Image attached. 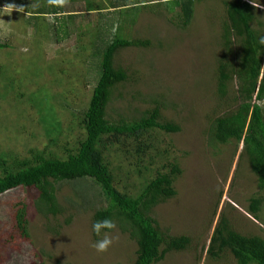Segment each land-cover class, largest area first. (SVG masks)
Returning <instances> with one entry per match:
<instances>
[{"label": "rangeland", "instance_id": "rangeland-1", "mask_svg": "<svg viewBox=\"0 0 264 264\" xmlns=\"http://www.w3.org/2000/svg\"><path fill=\"white\" fill-rule=\"evenodd\" d=\"M168 3L59 0L54 11L50 0H0V8L7 4L23 8L0 14L4 45L0 48V153L15 152L23 158L31 148L49 144L37 107L27 96L37 92L52 99L45 107L52 109V117L59 116L70 127L71 136L60 144L73 143L82 130L74 129V113L87 108L103 48L115 36L145 41L146 45L123 48L117 54L115 63L126 69L128 79L114 89L108 118L132 121L159 103L161 121L175 123L181 130L153 132L156 146L151 148L152 157L141 164L142 172L128 152H109L116 183L122 191L138 195L146 177L169 171L177 163L182 169L175 181L177 195L158 204L153 216L163 231L188 236L191 243L156 264H237L231 253L210 258L211 238L223 215L237 232L264 238V190L243 143L211 144L210 140L213 120L239 105L237 78L229 81L226 95L218 88L219 62L228 52L223 38L226 7L224 0L197 1L193 19L184 26L181 8L172 9ZM251 3L261 5L257 18L264 24V0ZM260 27L264 30V25ZM263 76L264 65L260 80ZM20 92L27 101L21 100ZM260 103L264 108V101ZM57 187L64 208L57 216L39 211V191L34 187L0 195V264H134L137 241L119 227L109 233L114 240L106 252L92 247L97 239L93 210L107 204L99 202L100 187L91 179L65 181ZM83 187L91 189L90 203L80 194ZM252 197L263 199L259 219L250 211ZM20 202L26 205L29 236L12 239Z\"/></svg>", "mask_w": 264, "mask_h": 264}, {"label": "trees", "instance_id": "trees-1", "mask_svg": "<svg viewBox=\"0 0 264 264\" xmlns=\"http://www.w3.org/2000/svg\"><path fill=\"white\" fill-rule=\"evenodd\" d=\"M58 1L50 2L54 11L57 10ZM168 1L172 9L181 8L183 25L187 26L200 0ZM251 2L224 0L227 22L224 24L223 38L228 52L225 51L219 62L218 88L221 95H226L229 81L237 78L239 95L236 100H239V105L236 110L216 117L209 134L211 144H226L232 140L244 144L245 151L250 154L253 171L258 176L259 186L264 190V108L260 103L264 101V76L260 80L264 65V45L258 43L259 37L264 35L260 27L264 24L258 22L259 9ZM255 22L258 27H254ZM146 44L145 41L115 36L103 48L100 74L87 108L82 113H74V129L79 127L82 130L73 143L60 144V140H67L71 136L70 127L66 128L59 116L56 119L52 117V109L45 108L46 105L51 106L52 99L46 98L45 93L37 92L27 96L30 103L37 107L49 144L44 148H31L30 155L23 158L15 152L0 153V195L17 188L34 187L39 191L37 206L45 216H57L64 211L58 198V183L91 179L93 185H98L102 191L99 202L103 200L107 203L93 210L92 224L98 219L111 218L116 227L135 239L138 250L134 264H156L164 260L169 252L185 250L191 243L188 236H174L163 231L153 216L158 204L177 195L175 181L182 172L180 166L172 163L169 171L159 170L149 180L146 177L141 192L131 195L118 187L108 158L109 152L121 149L136 158V165L139 172H142L141 164L147 156L152 157L151 150L156 146L153 132L181 130L175 123L161 121L162 108L159 103L132 121L124 118L111 121L108 118L114 89L128 79L126 69L115 63L118 52L123 48ZM3 47L0 43V48ZM19 95L21 100L26 99L24 93L20 92ZM41 97L43 101L34 103ZM87 188H81L83 191L80 194L82 192V197L90 203L92 196L89 197L87 192L90 194L91 189L89 191ZM262 203V197L251 198L250 211L257 219ZM14 224L12 233L9 232L12 239H25L29 236V220L23 202L17 204ZM207 253L212 259H221L224 254L231 253L237 264H264V238L237 232L223 215Z\"/></svg>", "mask_w": 264, "mask_h": 264}, {"label": "clouds", "instance_id": "clouds-1", "mask_svg": "<svg viewBox=\"0 0 264 264\" xmlns=\"http://www.w3.org/2000/svg\"><path fill=\"white\" fill-rule=\"evenodd\" d=\"M50 2H55V0H50ZM253 2V0H252ZM254 6L260 7L261 5H256L253 3ZM17 10L19 12L23 11L22 7L17 8L13 4H7L3 8H0V14H11L13 10ZM258 43L260 45H264V35L260 36L258 39ZM116 228L115 222L108 217L103 219H98L93 222L92 224V231L95 233L97 239L93 243L92 247L100 253L106 252L109 247L113 244L114 238L109 234Z\"/></svg>", "mask_w": 264, "mask_h": 264}, {"label": "crops", "instance_id": "crops-1", "mask_svg": "<svg viewBox=\"0 0 264 264\" xmlns=\"http://www.w3.org/2000/svg\"><path fill=\"white\" fill-rule=\"evenodd\" d=\"M58 13V12H57ZM69 16H71V15H69Z\"/></svg>", "mask_w": 264, "mask_h": 264}]
</instances>
